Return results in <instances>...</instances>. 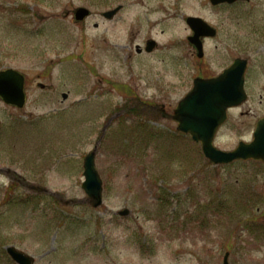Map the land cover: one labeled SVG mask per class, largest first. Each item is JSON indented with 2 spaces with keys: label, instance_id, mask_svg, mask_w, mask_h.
I'll use <instances>...</instances> for the list:
<instances>
[{
  "label": "rangeland",
  "instance_id": "rangeland-1",
  "mask_svg": "<svg viewBox=\"0 0 264 264\" xmlns=\"http://www.w3.org/2000/svg\"><path fill=\"white\" fill-rule=\"evenodd\" d=\"M119 2L118 16L101 17ZM81 6L91 12L85 21L66 16ZM188 15L218 29L202 59L187 41ZM147 38L157 48L137 55ZM263 41L264 0H0V70L21 71L27 94L22 109L0 99V169L16 172L0 174V264H15L11 245L34 264H222L226 252L229 264H264V165L211 164L153 109L171 113L194 77L243 57L249 100L241 109L264 114ZM233 119L245 117L229 115L218 148L246 137ZM108 120L95 159L99 208L62 206L17 181L83 199V157ZM124 208L130 215L117 216Z\"/></svg>",
  "mask_w": 264,
  "mask_h": 264
},
{
  "label": "water",
  "instance_id": "water-1",
  "mask_svg": "<svg viewBox=\"0 0 264 264\" xmlns=\"http://www.w3.org/2000/svg\"><path fill=\"white\" fill-rule=\"evenodd\" d=\"M212 4L222 2H234L236 0H210ZM118 9L103 13L106 18H111ZM88 15V10L78 8L75 11L77 20L83 19ZM188 24L196 32L194 41L198 56L201 57V45L196 41L200 35L198 28H201L204 35H213L214 32L203 22L202 19L196 17H188ZM154 45L153 41L148 43L147 50H151ZM246 68V60L236 59L234 63L223 71L218 77L212 79H195L192 90L179 101L173 115H169L161 111L164 118L175 120L177 130L179 132L190 134L195 142L201 143V151L205 158L215 164H226L236 159H255L264 162V121H261L254 133L255 140L251 144L240 143L238 147L232 151H222L213 145L214 135L218 126L226 118V109L230 106L241 104L246 96L244 93V72ZM24 77L13 69L0 71V97L6 103L17 107H23L25 103V95L23 91ZM65 97V95H63ZM95 148L84 157L83 176L84 182L81 184L82 189L87 195L84 201L76 200H60L63 204H74L78 202H86L92 207H98L102 203V181L95 169L94 157ZM29 188L37 193H47L61 199L57 194L50 193L46 188L41 186L29 185ZM120 215H127L128 210L119 212ZM8 254L18 264H32V258L17 251L13 247L7 248ZM226 254L223 264H228Z\"/></svg>",
  "mask_w": 264,
  "mask_h": 264
},
{
  "label": "flooded vegetation",
  "instance_id": "flooded-vegetation-1",
  "mask_svg": "<svg viewBox=\"0 0 264 264\" xmlns=\"http://www.w3.org/2000/svg\"><path fill=\"white\" fill-rule=\"evenodd\" d=\"M239 3H244V2H239ZM233 5H231V6H233ZM117 6H120V10H119L118 13H121L123 11L124 7H125V4L123 2H119L117 4ZM69 13L70 12L68 11L67 12V15ZM236 24H238V23H236ZM236 24H234V16L231 15L230 22H229L230 37H231V35L233 37L234 29L236 28ZM216 33H218V29L217 28H216ZM208 39L209 38H202L203 44H205V42L208 41ZM147 40L144 42V44H146ZM189 44H190L191 48L194 51V46L190 42H189ZM229 45L233 47L234 42L230 40ZM263 46H264V41H263ZM143 48H140V47L139 48H136L135 47V52H137L138 55H143L144 54L143 53ZM146 54H148V53H146ZM263 87H264V85H263ZM245 104H247V102ZM244 105H242L240 107L232 108L230 110L231 113H237L238 115H241L242 117H245V119L242 120V121H239V120L234 121V119H233L232 124L234 125V127L236 129H240L242 127V129L246 132V135H245L246 137L240 138L239 140L242 139L243 141H245L247 143H250V142L253 141V132H254L255 128L257 127L258 122L264 119V114H262V115H252V112L249 109H247L245 111H242L241 108ZM236 122H238V123L236 124ZM100 252L102 253V242H101Z\"/></svg>",
  "mask_w": 264,
  "mask_h": 264
}]
</instances>
